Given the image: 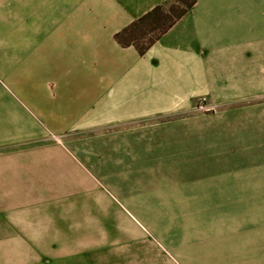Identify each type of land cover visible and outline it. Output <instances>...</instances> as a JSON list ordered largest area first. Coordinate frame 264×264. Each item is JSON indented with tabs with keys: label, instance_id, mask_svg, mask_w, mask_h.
<instances>
[{
	"label": "crops",
	"instance_id": "crops-1",
	"mask_svg": "<svg viewBox=\"0 0 264 264\" xmlns=\"http://www.w3.org/2000/svg\"><path fill=\"white\" fill-rule=\"evenodd\" d=\"M170 1L0 0L11 96L29 114L51 130L107 129L114 145L138 147L112 154L113 177L172 176L158 169V146H172L186 162L173 176L203 179L185 190L129 187L122 193L138 196L119 204L130 217L104 240L75 242L53 258L50 250L36 258L33 234L19 242L17 218L0 206V264H19L20 249L24 264H264V217L229 232L224 217L185 228L158 219L166 216L158 210L264 200V4L196 0L141 53L148 27L127 30ZM201 98L213 109H199ZM183 192L184 205L170 196Z\"/></svg>",
	"mask_w": 264,
	"mask_h": 264
},
{
	"label": "rangeland",
	"instance_id": "rangeland-1",
	"mask_svg": "<svg viewBox=\"0 0 264 264\" xmlns=\"http://www.w3.org/2000/svg\"><path fill=\"white\" fill-rule=\"evenodd\" d=\"M257 4H264V0H244L243 9L251 10L252 5ZM9 54V51L5 54L0 51V206L4 216L17 218L19 242L26 243L32 234L35 235L36 258L49 250L52 258L57 257L61 248H74L78 241L104 240L116 224H122L125 217H130L119 202L122 198L138 196L122 193L130 191L131 186L185 190L187 186L203 182V179L173 176L179 173L176 170L185 169L186 162L176 160L178 156L173 154L172 146H158V151L161 150L158 169L169 170L168 174L172 176L113 177V172L108 169L112 154L121 155L123 148L138 151V147L114 145L107 129L90 126L80 129L79 126L51 130L45 127L11 96ZM84 123L81 125L86 126ZM146 148L139 149L142 152ZM170 196L177 197L180 205L189 202L185 192ZM229 206L225 211L206 208L203 203L193 210H158V215H166L158 219L173 227L185 228L193 220L204 224V219L224 217L228 219L226 228L229 232V229L247 228L234 226L243 219L253 221L264 217L263 195H258L257 202ZM26 255L27 252L20 249L19 264L25 263Z\"/></svg>",
	"mask_w": 264,
	"mask_h": 264
},
{
	"label": "trees",
	"instance_id": "trees-1",
	"mask_svg": "<svg viewBox=\"0 0 264 264\" xmlns=\"http://www.w3.org/2000/svg\"><path fill=\"white\" fill-rule=\"evenodd\" d=\"M196 4V0H171L170 3L156 8L153 12L140 20V22L133 24L127 30L128 32L138 31L139 26H147L148 30L143 32L145 36H151L145 46L137 44L141 53H144L149 46L166 33L180 18ZM126 31V32H127ZM139 33V32H138ZM133 34L136 37L142 38L140 34ZM142 33V32H140ZM132 35V36H133ZM134 36V37H135ZM119 42H122V33L116 36Z\"/></svg>",
	"mask_w": 264,
	"mask_h": 264
},
{
	"label": "built area",
	"instance_id": "built-area-1",
	"mask_svg": "<svg viewBox=\"0 0 264 264\" xmlns=\"http://www.w3.org/2000/svg\"><path fill=\"white\" fill-rule=\"evenodd\" d=\"M206 102H207L206 98H202L200 100V109L206 110V111L213 109V107L212 106L210 107L209 105H207Z\"/></svg>",
	"mask_w": 264,
	"mask_h": 264
}]
</instances>
